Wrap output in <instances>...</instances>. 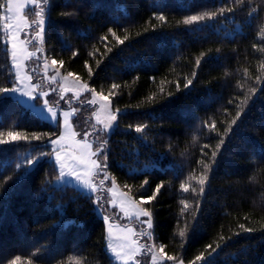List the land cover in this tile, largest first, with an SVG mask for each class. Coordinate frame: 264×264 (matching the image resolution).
Returning <instances> with one entry per match:
<instances>
[{
  "label": "trees",
  "instance_id": "obj_1",
  "mask_svg": "<svg viewBox=\"0 0 264 264\" xmlns=\"http://www.w3.org/2000/svg\"><path fill=\"white\" fill-rule=\"evenodd\" d=\"M52 4L46 47L50 56L55 54L57 59L65 61L61 70L73 71L87 80L91 65L98 90L103 86L107 92L113 82L120 85L115 90L117 96L111 99L114 107L126 109L127 114L120 116V127L111 138L112 172L121 184L135 183L137 186L144 175H149L148 194L156 183L165 181L157 197L159 203L153 202L156 241L167 245L165 251L170 255L183 256L188 264L207 244L215 246L214 241L220 235L233 236L228 247L216 258V264H264V241H261L264 174L259 173L264 162L258 155L264 146V83L255 80V76L262 74L259 63L264 61V54L253 48V44L260 42L259 31L264 25V0H244L243 4L236 0H52ZM223 4L235 5L234 12H225L223 17L210 20L206 25L203 22L192 26L182 23L187 15L215 10ZM253 8L255 18L249 24L246 22L248 12ZM73 9L77 15H61ZM158 11L168 17L166 22L153 16V12ZM152 24L157 25L155 30ZM112 27L121 37L128 35L123 45L108 32ZM233 31H236L235 39L222 38L225 32ZM105 34L109 37L107 41L100 39ZM65 42L71 47L64 48ZM105 45L112 51L108 52ZM77 48L79 54L73 57L72 52ZM93 48L99 49L94 57L89 55ZM217 48L221 52L217 53ZM201 53L207 55L197 67L196 59ZM97 60L101 61L99 68ZM10 65L0 37V84L10 79ZM245 69L249 70L251 78L245 76ZM193 71L197 73L193 85L183 88ZM161 81H165V93L175 94L168 101L160 99ZM176 81L181 85L179 91ZM240 83L244 84L243 89L238 87ZM249 86L256 87L257 92L248 102L238 126H233V133L226 138L212 190L201 202L197 221L188 217L192 226L182 242L177 231L180 200L191 199L192 194H181L180 181L196 168L201 155L199 149L205 144L214 147L219 138L216 132L209 138L201 122L216 119L217 127L223 131V121L230 120L236 112L235 104L229 101L247 92ZM153 92L158 94L155 103L147 99ZM225 108L230 115L224 112ZM86 117L87 112H84ZM144 122L149 125L148 146L136 139L140 134L134 127L126 129L128 123ZM9 130L31 134L52 129L17 98L10 96L0 100V132ZM194 136H199L195 143ZM39 143L21 140L0 145V184L8 189L5 195H0V264H8L16 255L22 257V264H27L29 258L33 264H77V257L91 259L99 252L103 223L91 212V202L80 197L70 203L63 219L74 222L50 227L54 220L61 218L52 207L61 194L57 193V200L51 204L45 194L36 195L50 165L41 162L26 175L23 169L27 166L15 169V164L21 163L29 153L36 154ZM138 146L139 156L135 152ZM205 151L210 158L211 149ZM161 153L165 154L162 159ZM121 163L128 167L121 168ZM145 163H156L158 168L150 174L128 176V168L143 167ZM8 176L13 180H7ZM73 194L69 189L64 200ZM240 224L258 231L246 233L239 229ZM179 226L183 227V219ZM235 232L240 235L235 236ZM246 245L248 252L244 251ZM38 248L41 250L39 258ZM101 264L108 262L102 259Z\"/></svg>",
  "mask_w": 264,
  "mask_h": 264
},
{
  "label": "snow or ice",
  "instance_id": "obj_2",
  "mask_svg": "<svg viewBox=\"0 0 264 264\" xmlns=\"http://www.w3.org/2000/svg\"><path fill=\"white\" fill-rule=\"evenodd\" d=\"M236 2L243 4L244 0H236ZM234 8L235 5L229 7L223 4L215 10L187 15L182 23L192 26L203 22L206 25L210 20L223 17L225 12H234ZM52 9V0H0V37L3 38L5 52L11 61L8 68L11 77L0 84V100H6L10 96L25 97V102L39 115L46 126L52 129L48 132H32L31 134L14 130L0 132V145L21 140L29 143L40 142L36 146V154L29 153V156L25 157L21 163L15 164V169L19 170L22 166H27L23 169V174L26 175L29 170H34L41 162H47L50 165V170L42 181L40 192L36 194L38 197L41 193L45 194L50 204L57 200V193L61 194L59 200L52 205L54 211L60 213L61 218L54 220L50 227L67 226L74 222L63 219L70 203H75L80 197L91 202V212L98 215L103 223L99 252L91 259L77 257V264H101L102 259H106L108 264H144L147 256L151 258L150 264H167L168 261L172 264H185L183 256L170 255L165 251L167 245L162 242L158 243L155 238V204L153 202L159 203L157 197L161 189L165 187V181L161 180L156 183L154 190L148 194L151 181L150 176L144 174H150L158 168V165L145 163L143 167L128 168L130 178L144 175L139 186L135 183L121 184L112 172L113 142L111 138L120 127V116L127 114L126 109L114 107L111 99L117 96L115 90H118L120 85L113 82L107 92L103 86L98 90L93 81L94 69L91 65L88 66L87 80L73 71L61 73L60 68L65 65V61L57 59L55 54L50 56L46 47ZM255 11L253 8L248 12L247 23L250 24L255 18ZM61 15L74 16L77 12L73 9L71 12H62ZM153 16L161 22H166L168 19L163 11L153 12ZM160 26L163 27V23ZM151 27L155 30L157 25L152 24ZM240 28L241 25L237 23V29ZM108 32L121 45L129 38L128 35L123 37L118 35L115 27L109 28ZM235 35L236 31L225 32L222 38L235 39ZM259 36L260 42L253 44V48L264 54V25L260 28ZM100 39L107 41L108 34ZM63 47L70 48L71 45L65 42ZM105 47L108 48L107 45ZM111 51L112 49L108 48V52ZM98 52V48H93L89 55L94 57ZM216 52H221V49L217 48ZM78 54V48L72 52L73 57ZM206 55L207 53H201L197 57V67ZM100 63V60L96 61L97 68ZM85 64H88V61H85ZM38 70H42L43 76L38 75ZM259 70L262 74L255 76V80L264 83V61L259 63ZM244 74L251 78L248 69L244 70ZM196 75L197 73L193 71L191 76L186 78L183 88L187 89L192 86ZM152 79L155 80V77ZM44 81L50 84L54 82L59 87L52 88L49 84L47 90H44ZM164 83L165 81H161L159 96L161 100L168 101L175 94L172 91L165 93ZM175 87L177 91L180 90L179 81H176ZM238 87L243 89L244 84L240 83ZM256 92V87L249 86L247 92L229 101L230 104H235L236 112L230 120L223 121L225 125L223 131L217 127L216 119L201 122L208 130L209 138L212 132H216L219 138L214 147L211 144H205L199 149L201 155L196 168L189 171L180 181L181 194H192L191 199L182 198L180 200L177 231L182 242L187 238L189 228L192 226L188 217L191 216L192 221H197V213L201 212V202L207 192L212 190V181L216 178V167L219 164L218 158L222 155L226 138L233 133V126H238V121L245 112L248 102ZM50 93L56 95L50 96ZM157 95L153 92L147 99L155 103ZM84 112H87L86 118H84ZM224 112L230 115L229 109L225 108ZM161 123H163L162 118ZM133 127L135 132L140 134L136 139L144 146H148V123H136L135 125L128 123L126 125V129H133ZM198 140L199 136H194V143ZM206 148L211 149L210 158L209 153L205 151ZM168 151H172L171 144L168 145ZM135 152L139 156V146ZM160 155L162 159L165 154ZM182 155H187V153H182ZM258 155L264 162V146L260 148ZM119 166L128 167L123 163ZM170 167L183 166L170 165ZM160 170L164 171V169ZM259 173L264 174V168L259 169ZM6 179L13 180V177L8 176ZM69 189L74 194L68 196V200L65 201L64 196L67 195ZM7 191L5 185L0 184V195H5ZM262 201H264V196H262ZM181 219H183V227L179 226ZM239 229L246 233L258 231L257 228L246 227L244 224H240ZM261 229H264V224L261 225ZM234 235L239 236L240 232H235ZM232 239L233 236L220 235L214 241L215 246L213 243L207 244L205 250L188 261V264H198V262L199 264H216V258L220 256L224 248L228 247V241ZM261 241H264V234L261 236ZM181 246L183 247V243ZM244 251H249L247 245ZM36 254L39 258L41 255L39 248ZM8 264H22V257L16 255ZM27 264H33V260L29 258Z\"/></svg>",
  "mask_w": 264,
  "mask_h": 264
},
{
  "label": "rangeland",
  "instance_id": "obj_3",
  "mask_svg": "<svg viewBox=\"0 0 264 264\" xmlns=\"http://www.w3.org/2000/svg\"><path fill=\"white\" fill-rule=\"evenodd\" d=\"M41 69H42V66H41ZM60 71H61V73H63V71L61 70V68H60ZM38 75L39 76H43V72H42V70H38ZM35 82V81H34ZM49 84H50V82H48V81H44V90H47V88L49 87ZM50 86L52 87V88H58L59 87V85L58 84H56V83H54V82H52L51 84H50ZM50 96H55L56 94L55 93H50L49 94ZM14 98H16V97H14ZM21 103H23L26 107H28L32 112H34L35 114H37L30 106H29V104L28 103H26L25 101H26V98L25 97H19V98H17ZM38 115V114H37ZM39 116V115H38ZM150 261H151V258H150V256H147L146 258H145V261H144V264H150ZM172 264V263H171ZM185 264H187V263H185Z\"/></svg>",
  "mask_w": 264,
  "mask_h": 264
}]
</instances>
